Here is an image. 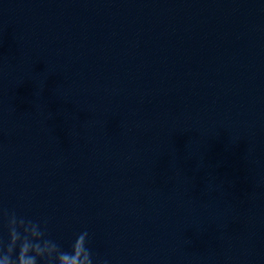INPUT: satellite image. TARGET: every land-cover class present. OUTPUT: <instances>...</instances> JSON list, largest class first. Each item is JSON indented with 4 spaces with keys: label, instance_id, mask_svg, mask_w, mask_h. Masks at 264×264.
I'll return each instance as SVG.
<instances>
[{
    "label": "clouds",
    "instance_id": "obj_1",
    "mask_svg": "<svg viewBox=\"0 0 264 264\" xmlns=\"http://www.w3.org/2000/svg\"><path fill=\"white\" fill-rule=\"evenodd\" d=\"M12 224H13V225L15 224V220L12 221ZM33 231H34V229H33ZM12 234H13L14 237L17 235V232H16L15 228H13V230H12ZM84 237H85V235H81V236L78 238V240L82 242L83 239H84ZM29 247H30V245L25 244V245H24V249H25V251H27V250L29 249ZM84 250H85V252L87 253V254L85 255L84 259L87 261V264H92V258H91V254H90L89 250H88L87 248H85ZM37 251H39V249H37ZM60 260L63 262V261L65 260V257H64V256H61V257H60ZM35 261H36V257H35V255H28V256H26L25 259L22 261V264H35ZM0 264H7V258H5L4 261L0 262Z\"/></svg>",
    "mask_w": 264,
    "mask_h": 264
}]
</instances>
